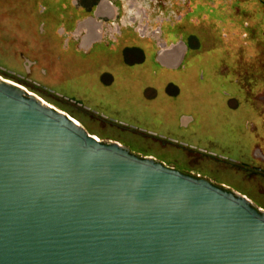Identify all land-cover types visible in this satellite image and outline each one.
Instances as JSON below:
<instances>
[{"label":"rangeland","instance_id":"1","mask_svg":"<svg viewBox=\"0 0 264 264\" xmlns=\"http://www.w3.org/2000/svg\"><path fill=\"white\" fill-rule=\"evenodd\" d=\"M132 1L151 22L185 13L178 25H162L164 41L186 50L183 68L163 70L156 42L128 29L123 39L96 43L88 53L72 39L63 43L56 31L67 17V27L78 25L97 0H0V75L100 141L118 142L136 156L243 195L264 211V175L242 167L264 169V159L255 155L258 149L264 156L259 0ZM120 3L124 11L115 22L121 24L129 2ZM139 51L145 59L129 66Z\"/></svg>","mask_w":264,"mask_h":264},{"label":"water","instance_id":"2","mask_svg":"<svg viewBox=\"0 0 264 264\" xmlns=\"http://www.w3.org/2000/svg\"><path fill=\"white\" fill-rule=\"evenodd\" d=\"M26 89L0 75V264H264L246 197L97 140Z\"/></svg>","mask_w":264,"mask_h":264},{"label":"flooded vegetation","instance_id":"3","mask_svg":"<svg viewBox=\"0 0 264 264\" xmlns=\"http://www.w3.org/2000/svg\"><path fill=\"white\" fill-rule=\"evenodd\" d=\"M128 2L129 5L125 7L127 9V11L125 12H127L129 16H127V19L124 20L121 24L120 22H115L120 17L121 11H124L120 0H97V2L90 6L91 10L89 14L83 17V20L79 21L78 25L75 23L73 26L67 27V25L71 23V20L68 16L65 21L67 22V24L63 25L64 27H62L60 32L56 31V33L62 38L63 43L64 41H66V39H72L77 44L78 49H82L86 53H88L96 43H102L105 40H110L112 43H116L118 38L122 37L123 39V37L126 36H122V30L128 29L129 33L135 34L137 37L153 40L154 42H156L157 46L159 47L156 53V58L163 70H166L168 72H175L183 68V61L185 58L186 50L180 43H176L174 41L167 43L164 41L162 25L166 22H168L171 26L178 25L185 13L183 15L179 14L178 16H170L164 14L154 22H151L152 18L147 15L145 9L138 8L137 4L133 5L132 0H128ZM259 4L262 7L264 15V0H259ZM76 8L77 7L74 6L73 10ZM133 10L134 15H132ZM140 14H142V16H140ZM125 40H128V38ZM136 51L138 52V49ZM140 56V59L135 57L134 59L127 60L126 63L129 64V66H132L136 62L143 61L145 59V56L141 52ZM32 64L33 62L27 61V65H29L30 67L32 66ZM17 79L24 78L18 77ZM24 80L30 81V79ZM236 81L238 82V80ZM34 84L39 85L36 82H34ZM166 86L173 87L176 93L179 92L177 85H174L173 82H169ZM28 92L33 94V92ZM41 101L43 103H46L43 100ZM75 123L80 125L76 121ZM257 151L259 150L256 149V153ZM258 155L261 157L260 159H264V156L260 152H258ZM242 167L243 169H247L254 173L264 175V169L260 167L252 166L250 168L248 164H242Z\"/></svg>","mask_w":264,"mask_h":264},{"label":"bare ground","instance_id":"4","mask_svg":"<svg viewBox=\"0 0 264 264\" xmlns=\"http://www.w3.org/2000/svg\"><path fill=\"white\" fill-rule=\"evenodd\" d=\"M48 105V104H47ZM50 106V105H49ZM51 107V106H50ZM56 109V108H55ZM75 122V121H74ZM80 126H82V125H80ZM83 127V126H82ZM97 140H99L98 138H96Z\"/></svg>","mask_w":264,"mask_h":264}]
</instances>
